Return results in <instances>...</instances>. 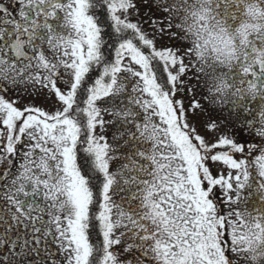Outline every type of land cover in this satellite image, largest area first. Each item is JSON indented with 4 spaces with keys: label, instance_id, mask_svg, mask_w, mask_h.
I'll return each mask as SVG.
<instances>
[{
    "label": "snow or ice",
    "instance_id": "6c2138e0",
    "mask_svg": "<svg viewBox=\"0 0 264 264\" xmlns=\"http://www.w3.org/2000/svg\"><path fill=\"white\" fill-rule=\"evenodd\" d=\"M197 2L0 0V264H264V0Z\"/></svg>",
    "mask_w": 264,
    "mask_h": 264
},
{
    "label": "clouds",
    "instance_id": "9594fccd",
    "mask_svg": "<svg viewBox=\"0 0 264 264\" xmlns=\"http://www.w3.org/2000/svg\"><path fill=\"white\" fill-rule=\"evenodd\" d=\"M190 2L199 7L197 0H190ZM191 22V18L189 20ZM203 23V22H201ZM235 35V33H233ZM227 37L218 28H213L211 22L209 23L208 30L201 31L200 29H195L192 35L189 36L190 42H198L200 48L204 54V60L198 61V64H203L206 61H210L215 58L216 53L212 51L213 47L219 50H224L223 40ZM236 41L233 40V43ZM226 55V52H225Z\"/></svg>",
    "mask_w": 264,
    "mask_h": 264
},
{
    "label": "flooded vegetation",
    "instance_id": "af4514ba",
    "mask_svg": "<svg viewBox=\"0 0 264 264\" xmlns=\"http://www.w3.org/2000/svg\"><path fill=\"white\" fill-rule=\"evenodd\" d=\"M245 195H247V193H245ZM260 206V201H259V196L258 194L253 195L250 199H249V203H248V207L250 210H253L255 207H259Z\"/></svg>",
    "mask_w": 264,
    "mask_h": 264
},
{
    "label": "trees",
    "instance_id": "16d2710c",
    "mask_svg": "<svg viewBox=\"0 0 264 264\" xmlns=\"http://www.w3.org/2000/svg\"><path fill=\"white\" fill-rule=\"evenodd\" d=\"M135 16L133 17V20L135 21ZM149 25L148 24H144L143 25V27L147 30V32L149 33V35H151V32H152V30H151V28L150 27H148ZM159 43H160V41H159V39L157 40V45L159 46Z\"/></svg>",
    "mask_w": 264,
    "mask_h": 264
},
{
    "label": "rangeland",
    "instance_id": "374dc122",
    "mask_svg": "<svg viewBox=\"0 0 264 264\" xmlns=\"http://www.w3.org/2000/svg\"><path fill=\"white\" fill-rule=\"evenodd\" d=\"M149 27V26H148Z\"/></svg>",
    "mask_w": 264,
    "mask_h": 264
}]
</instances>
